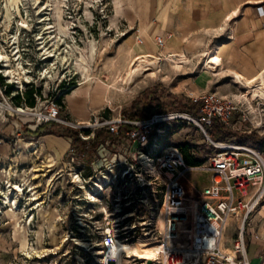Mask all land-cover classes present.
I'll list each match as a JSON object with an SVG mask.
<instances>
[{
  "label": "rangeland",
  "instance_id": "obj_1",
  "mask_svg": "<svg viewBox=\"0 0 264 264\" xmlns=\"http://www.w3.org/2000/svg\"><path fill=\"white\" fill-rule=\"evenodd\" d=\"M132 1L0 0V53L8 55L12 69L22 68L18 81L5 74L4 62H0V146L9 148L0 153V264H106L107 258L117 264L116 250L122 246L129 249L121 253V264H143L147 258L135 255L134 248L154 243L151 230L160 212L163 178L154 176L155 157L183 148L191 157L205 161L214 152L200 128L184 118L159 123L148 148L133 143V151L126 153L115 137L110 138L113 146L101 145L86 160L72 164H67V154L57 161L42 150L39 136L48 133V127L39 135L34 132L45 124L44 113L60 99L63 108L58 117L70 120L64 96L77 88L99 87L105 94L101 109L85 122L90 125L96 120L128 119L134 109L148 107L150 99L165 102L168 96L175 108L167 113L198 114L188 98L194 93L188 88L197 67L187 60L188 64L177 68L168 58L179 57L159 54L157 46L153 54L157 68L147 66L148 71L124 82L134 57L139 56L147 26L132 14ZM51 52L54 57L45 59ZM105 86L115 89L106 93ZM30 90L33 107L11 99L25 98ZM62 126L77 131L87 143L97 130ZM226 129L231 135L218 141H239L240 136L250 135ZM251 134L255 139L243 141L264 151V135ZM114 153L117 166L105 170ZM127 162L131 166L127 178L110 184L107 176L121 174ZM208 180L204 173H187L188 195L196 196ZM17 186L20 191L14 190ZM231 227L232 223L228 233ZM107 228L129 243L117 242L102 260L100 241Z\"/></svg>",
  "mask_w": 264,
  "mask_h": 264
},
{
  "label": "built area",
  "instance_id": "obj_2",
  "mask_svg": "<svg viewBox=\"0 0 264 264\" xmlns=\"http://www.w3.org/2000/svg\"><path fill=\"white\" fill-rule=\"evenodd\" d=\"M157 44L162 47L163 41L158 39ZM234 82L237 92L230 97L214 91L190 93L188 98L191 106L197 108V115L184 112L154 113L148 120L131 121L118 117L96 120L90 125L58 117L61 106L56 99L44 113L45 123L53 122L73 129L87 126L94 130L106 128L125 153L133 151V143L148 148L152 131L163 121L184 118L195 123L202 131L214 150L202 164L188 166L179 149L155 157L154 176L163 178L158 202L163 226L157 227L155 220L150 238L158 245L159 252L152 261L143 259V264H249L245 225L264 202V151L244 141L214 142L208 133L213 120H216L228 129L264 135V71L250 79L248 86L235 79ZM241 89L245 91L242 93ZM123 124L130 128L119 135V127ZM102 145L113 146L110 138H106ZM67 155V164L79 161L75 149L69 148ZM116 156V153L111 156L105 170L111 171L117 166ZM128 163L123 165L127 166ZM90 167L94 168V162L90 163ZM129 167L123 169L121 174L108 175L107 181L111 184L126 179L130 173ZM74 171L81 175L78 169ZM192 171L209 177L208 183L194 197L188 195L184 183L186 174ZM231 223L234 237L230 247L225 248V235ZM118 241L129 243L113 229H105L100 241L102 260L114 251Z\"/></svg>",
  "mask_w": 264,
  "mask_h": 264
},
{
  "label": "crops",
  "instance_id": "obj_3",
  "mask_svg": "<svg viewBox=\"0 0 264 264\" xmlns=\"http://www.w3.org/2000/svg\"><path fill=\"white\" fill-rule=\"evenodd\" d=\"M132 3V14L147 25L138 55L153 56L157 46L161 50L159 54L186 57L191 66L197 67V73L190 78V91H214L230 97L234 94L232 88L237 91L232 73L250 80L264 71V0H135ZM158 39L163 41L162 47L158 46ZM210 54H218L221 59V73L216 79L210 74L214 69L203 67L202 60ZM104 98L103 89L92 86L65 94L68 118L88 122L101 109ZM39 137L42 150L53 160H64L71 148L70 138L48 133ZM8 150L5 145L0 146V153ZM233 237L231 227L229 233L226 231L225 248L230 247ZM245 241L249 264H264V202L245 225Z\"/></svg>",
  "mask_w": 264,
  "mask_h": 264
},
{
  "label": "trees",
  "instance_id": "obj_4",
  "mask_svg": "<svg viewBox=\"0 0 264 264\" xmlns=\"http://www.w3.org/2000/svg\"><path fill=\"white\" fill-rule=\"evenodd\" d=\"M33 91L30 90L25 93V98L21 95H16L12 97L11 99L15 101L16 104H28L29 106H34V98L32 97ZM34 94H37V91L34 92ZM23 100L24 102H20V100ZM171 97H167V100L165 102H162L159 98H152L149 100L148 107L142 108V109H134L133 112H131L128 115L127 120H148L153 113L158 114H165L168 111L173 110L175 107H173V103L170 101ZM56 102L63 108L62 101L60 99H56ZM198 112H194V114H197ZM45 127H48V134L54 135V136H62L67 137L71 139L70 147L72 149H75L77 151V159L78 160H86L89 158V155L92 152H95L105 141L106 138H113L114 136L106 129L101 128L95 130L93 132V140L91 142H83L79 138L78 132L73 131L67 127H63L60 124L49 122L41 125L37 128V130L34 132L35 134L40 133V130L44 129ZM130 128L129 125L123 124L119 127V135H123L128 129ZM209 137L213 140H221L223 137H227L231 135V132L228 131L223 125H221L216 120H213L212 127L210 132L208 133ZM239 141L243 140H249V139H255V136L253 134L250 135H244L240 136ZM262 139L255 142H261ZM181 152L183 154L185 163L188 166H197L204 162L203 159H196L194 157H191L188 155V151L186 149H181Z\"/></svg>",
  "mask_w": 264,
  "mask_h": 264
},
{
  "label": "bare ground",
  "instance_id": "obj_5",
  "mask_svg": "<svg viewBox=\"0 0 264 264\" xmlns=\"http://www.w3.org/2000/svg\"><path fill=\"white\" fill-rule=\"evenodd\" d=\"M27 4V3H26ZM46 19V18H45ZM42 39V37L40 38ZM44 51V50H43ZM48 51V50H47ZM1 52V51H0ZM45 52V51H44ZM47 53H50V52H47ZM206 53V52H205ZM207 54V53H206ZM51 57H54V53L52 54H49L48 56L45 57V59H48V58H51ZM178 57V56H177ZM11 59V58H10ZM142 59V60H140ZM168 60L173 64L175 65L177 68H181L182 65L186 64L187 63V58L184 57V56H181L177 59L175 58H168ZM45 61V60H44ZM0 62H4V72L5 74L8 76V77H12V78H15L17 79L18 81H20L21 79V71L22 68H16V69H12L9 65L10 63V60H9V57L8 55H2L0 53ZM149 62V64H148ZM202 62H204V69H214L213 70V73L214 75H217L220 71H219V67H220V62H221V59L219 57L218 54H210L204 61L202 60ZM158 61H157V58H155L154 56L152 55H145V56H135L134 59H133V64H132V67L130 68V72H129V75L126 79V81H124L125 83L126 82H132L133 78H135V75L136 74H139L141 72H145V71H148L149 69H147L146 67L148 66H152L154 67L155 69L157 68L158 66ZM202 65V64H201ZM17 66V65H16ZM185 66V65H184ZM15 68V67H14ZM151 71V70H150ZM152 72V71H151ZM153 73V72H152ZM221 73V72H220ZM218 76V75H217ZM125 78V77H124ZM232 78L235 79L236 81H240L242 82L243 84L245 85H250V80H247V79H243L240 75L236 74V73H232ZM121 80V79H120ZM87 82V81H86ZM86 82H83V83H80L78 86H82V85H85ZM116 87V86H115ZM122 87V86H121ZM125 88V87H124ZM113 90L115 88H113V86H105L104 87V90L106 91V93L108 92V90ZM122 89V88H120ZM114 93V92H113ZM249 93H251V91H249ZM14 190H18L20 191L21 188L20 186H17V187H14ZM15 205V203H14ZM158 216L156 217V225L157 227L161 228L163 226V218H162V211L160 209V212L158 210ZM140 239V238H138ZM119 242V241H118ZM122 243V242H120ZM129 249V247L127 246H122L120 249L117 248L116 251H118V254H117V264H121V259H120V256H121V253L124 252V251H127ZM134 254L135 255H143L144 258H147L149 259L150 261H152V259L157 255V253L159 252L158 250V245L155 244V243H150L149 245H147L145 248H142V249H138V248H134ZM106 264H110V260L107 258V261H106Z\"/></svg>",
  "mask_w": 264,
  "mask_h": 264
}]
</instances>
